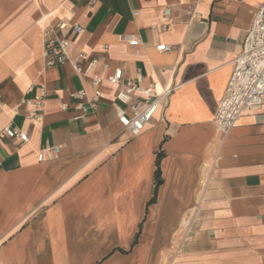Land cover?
<instances>
[{"label":"crops","instance_id":"0c3cea01","mask_svg":"<svg viewBox=\"0 0 264 264\" xmlns=\"http://www.w3.org/2000/svg\"><path fill=\"white\" fill-rule=\"evenodd\" d=\"M261 1L0 0V127L28 136L0 139V264H264V103L223 139L213 123ZM60 20L94 74L123 63L124 78L174 87L137 136L118 123L115 85L44 66L42 30ZM40 87L35 120L19 104ZM80 89L100 96L74 118ZM45 145L60 150L38 161Z\"/></svg>","mask_w":264,"mask_h":264},{"label":"built area","instance_id":"2783aa9c","mask_svg":"<svg viewBox=\"0 0 264 264\" xmlns=\"http://www.w3.org/2000/svg\"><path fill=\"white\" fill-rule=\"evenodd\" d=\"M93 0H88L92 3ZM137 11H133L135 15ZM163 14L167 16L169 9L166 7ZM68 25L65 21H57L51 26H45L42 30L43 49L42 57L44 66L47 68L56 67L69 63L75 74L90 79L93 87L106 81L117 87L114 95V112L122 130L130 136H137L144 129V126L152 119L158 110H164L168 104L169 96L174 87L164 88L155 91L152 84L142 86V75L137 69L134 80L124 78L123 63L114 68L106 77L94 74L98 59L91 54L78 51L75 55L70 54L71 38L62 34ZM83 28L76 20L69 22V33L71 36H78ZM119 39L128 44L136 45L140 41L134 36H121ZM106 45L104 46V49ZM155 49L159 52L168 51L171 46L166 43L158 44ZM104 67L107 64H103ZM231 73L224 89L215 113L213 123L221 138H225L235 125L239 116L249 111L258 110L264 103V0L253 14L250 27L247 29L241 44V50L235 55L231 63ZM41 94L34 98H22L20 106L26 107L32 119H39L41 111L43 87H40ZM73 96L79 101L76 108L82 111L80 118L87 108L94 109L100 92L95 89L93 95L86 97L84 90L80 89ZM86 103H83V98ZM87 106H86V105ZM68 105L62 104L61 109L66 110ZM18 113V109L14 110ZM0 139L18 140L24 143L28 140L27 134L12 126L10 123L0 127ZM60 150L58 145H45L37 153V160L43 161L45 157L56 154Z\"/></svg>","mask_w":264,"mask_h":264},{"label":"trees","instance_id":"16d2710c","mask_svg":"<svg viewBox=\"0 0 264 264\" xmlns=\"http://www.w3.org/2000/svg\"><path fill=\"white\" fill-rule=\"evenodd\" d=\"M156 164H157V168H156V170H155V176H156V181H155V187L157 186V184L159 183V169H158V162H156ZM136 237H137V235H136Z\"/></svg>","mask_w":264,"mask_h":264},{"label":"rangeland","instance_id":"374dc122","mask_svg":"<svg viewBox=\"0 0 264 264\" xmlns=\"http://www.w3.org/2000/svg\"><path fill=\"white\" fill-rule=\"evenodd\" d=\"M136 236V235H135Z\"/></svg>","mask_w":264,"mask_h":264}]
</instances>
